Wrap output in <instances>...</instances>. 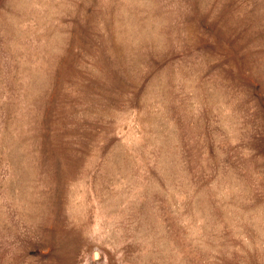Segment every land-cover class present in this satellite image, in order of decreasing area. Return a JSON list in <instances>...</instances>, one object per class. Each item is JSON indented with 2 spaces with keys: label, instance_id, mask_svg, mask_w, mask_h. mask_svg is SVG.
I'll list each match as a JSON object with an SVG mask.
<instances>
[{
  "label": "rangeland",
  "instance_id": "374dc122",
  "mask_svg": "<svg viewBox=\"0 0 264 264\" xmlns=\"http://www.w3.org/2000/svg\"><path fill=\"white\" fill-rule=\"evenodd\" d=\"M0 264H264V0H0Z\"/></svg>",
  "mask_w": 264,
  "mask_h": 264
},
{
  "label": "water",
  "instance_id": "95a60500",
  "mask_svg": "<svg viewBox=\"0 0 264 264\" xmlns=\"http://www.w3.org/2000/svg\"><path fill=\"white\" fill-rule=\"evenodd\" d=\"M94 257H96V255L94 254Z\"/></svg>",
  "mask_w": 264,
  "mask_h": 264
}]
</instances>
